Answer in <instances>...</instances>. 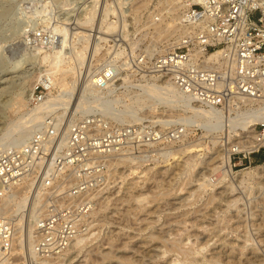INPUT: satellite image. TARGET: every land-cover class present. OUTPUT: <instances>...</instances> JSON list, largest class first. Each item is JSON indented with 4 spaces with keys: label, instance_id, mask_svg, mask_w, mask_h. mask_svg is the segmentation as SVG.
Masks as SVG:
<instances>
[{
    "label": "rangeland",
    "instance_id": "rangeland-1",
    "mask_svg": "<svg viewBox=\"0 0 264 264\" xmlns=\"http://www.w3.org/2000/svg\"><path fill=\"white\" fill-rule=\"evenodd\" d=\"M74 1L0 0V141L16 134V130L9 135L5 133L7 127L25 111V106L18 107L19 98L31 93L46 69L41 56L44 52H51L60 42V36H54L57 37L55 44L32 47L27 45L26 36L37 29L50 33L52 26L66 25L67 34L71 36L70 39L67 35L68 43L72 47L67 45L66 51H71L74 45H81L79 36H73L74 23L69 22L82 17L90 3L88 0ZM111 1L97 0L92 28L107 7V21H113L110 15H115V48L121 42L125 48L131 45L139 50L149 42L157 43L168 38L178 30H172L175 25L170 23L177 11L167 8L166 0H114V8L110 7ZM162 29L164 33L171 32L166 35ZM94 38L97 39L96 34ZM92 42L89 37L84 63L78 65L82 81L88 78L86 70L90 68L87 73L92 71L86 63ZM120 76H126L127 81H122ZM116 79V102L112 109H115L118 122L129 123L142 118L151 125L163 126L162 121L178 111L155 101L154 105L152 100L138 95L142 92L138 83L146 82V78L135 79L122 73ZM54 85L52 93L56 94L62 86L59 83ZM139 96L142 98L138 99ZM25 101L29 108L33 107L29 100ZM132 109L137 115L129 114ZM120 110L129 115L125 121L119 119ZM76 114L71 112L69 119ZM35 119L26 118L23 126L35 122ZM182 131L177 139L162 135L158 141L152 140L149 151L146 150V158L141 157L143 152L128 144L115 147V186L97 200V208L88 220L90 231L86 235L89 239L86 238L81 245H71L62 253V264H264V176L243 184L236 181L238 172L262 164L264 159L257 160L256 153L242 164L233 165L230 161L232 171L224 174L219 183H213L212 179L211 182L206 181L209 185L204 188L200 185L203 176H211L215 172L214 166L221 163L226 153L228 155L223 142L225 136L219 133V142L213 144L211 135H203L200 127H192L187 134H184V128ZM196 141L202 142L201 146L195 147L198 150L183 155L175 151L176 157L167 155L169 150H177L185 142ZM140 197L145 199L140 200ZM235 198L238 201L234 202ZM27 222L24 219L26 228ZM150 234L154 235L153 238ZM21 245L24 254L20 264H30L24 238ZM32 259H36L35 255ZM39 260L32 264H39Z\"/></svg>",
    "mask_w": 264,
    "mask_h": 264
},
{
    "label": "built area",
    "instance_id": "built-area-1",
    "mask_svg": "<svg viewBox=\"0 0 264 264\" xmlns=\"http://www.w3.org/2000/svg\"><path fill=\"white\" fill-rule=\"evenodd\" d=\"M168 6L178 12L179 29L160 42L139 50L119 42L116 49L122 48V57L115 61V31L107 40H98V52L86 60L92 67L85 74L87 99L115 98L116 77L123 73L135 79L167 78L196 104L223 114L259 111L264 106V0H173ZM93 34L89 29L94 42ZM26 38L32 47L57 42L42 28ZM44 71L30 93L32 106L55 89ZM114 110L79 112L66 123V117L57 122L47 114L41 122L29 123L27 137L0 149L1 203L17 192H25L27 201L39 197L42 202L41 212L32 220L36 259L28 256L30 264L62 254L90 231L88 220L99 196L115 186L117 145L128 144L146 158L152 140L162 135L180 138L185 126L166 119L163 126L142 118L121 123ZM223 142L233 165L244 163L264 151V118L254 125V136L242 131L223 137ZM18 234L14 216L0 206V264H20L24 252Z\"/></svg>",
    "mask_w": 264,
    "mask_h": 264
},
{
    "label": "bare ground",
    "instance_id": "bare-ground-1",
    "mask_svg": "<svg viewBox=\"0 0 264 264\" xmlns=\"http://www.w3.org/2000/svg\"><path fill=\"white\" fill-rule=\"evenodd\" d=\"M90 1L91 2L88 8L85 10L83 16L78 17V18L75 17L69 22V23H74L75 25L73 32L75 33V35L79 36V40H81L82 42L80 46H76L72 42V46L74 45L73 49L67 52L66 47L67 48L69 47L72 48V47H71V43H68L69 39H67V35L69 34L67 33H69V31L66 25L61 26V25L56 24L50 28L51 29L50 36L51 37L60 36V39H59L60 42L57 46L53 47L51 52H44L43 56H41V61L44 63V65H46V69L44 70H45L46 75L49 76L50 80H53L52 84L59 83L62 86L61 90L56 94H53L50 92L48 96L46 97V99L44 100V102L34 105L33 107H30V108L28 107L27 101H25V100H29L30 92L26 94V97L21 96V98H19L18 107L25 106L26 107L25 111L21 112L17 120L14 121L12 124H10L11 127L10 126L7 127V131L5 133L6 135H9L10 133H12V131L16 130L15 132L16 134L5 139L4 141H0V149L6 146L7 144H9L12 140H15L20 137H27L30 134V130L27 128L28 125L23 126V123L25 122L26 118L27 120H29L30 117L33 118V120L36 118L37 120L35 119L36 120L35 122H38V121L43 120L45 115L53 114L57 122L62 121L66 117L67 118L65 119V123H66L67 120L69 119V116L71 115V112L72 114L79 113V112L83 113V112H87L88 110L94 109L96 107L97 109L101 110L104 113L110 112L112 110V106L116 102V99L114 98L107 99V100H91V101H96L93 103L89 102L90 100L88 101L87 96H85V94L87 93L86 86L88 84V80H87L88 78L84 79V81H81V83L77 85L79 77H80L79 75L81 72V70L78 68V65L81 66L84 63L85 53L88 49V43H89V37H90L89 29L93 27V23H94L93 21H94L96 10H97L96 8L97 0H90ZM165 2L168 8L169 7L168 5L172 4L173 0H166ZM169 9L171 11H177L176 8L169 7ZM169 9H167V11H170ZM6 10L8 9H5V11ZM107 14H108V8L104 7L100 18L98 17L96 20L97 22H96V26L94 27L95 33L93 34V39L96 34L98 40L99 39L105 40L107 38L106 34L109 33L110 30L113 31L114 21H107L106 19ZM176 14L177 15H174V16L172 15L173 17H171V20H170V23L172 25H175L174 29L172 28V30L179 29V25L177 24L178 12H176ZM6 15H7V12H6ZM167 23L165 25H167ZM167 28H168V25H167ZM164 29H162L163 33H164L163 31ZM159 32H161V30ZM159 32L158 34H160ZM168 32H166L167 34L166 33L164 34L168 35ZM70 39H71V36H70ZM97 39H95V41L92 42L91 46L89 47V55L90 54L95 55L96 52L98 51L99 45H97V42H98ZM67 45H69V47ZM121 54H122V50L121 49L117 50L115 48V60H118ZM89 69L90 68H88L87 70ZM87 70H86V73H87ZM10 78L12 79V76H10ZM10 78L9 80H11ZM120 79H122V81L124 80V82L127 81L126 76H122V77L120 76ZM158 80H160L161 82H158ZM145 81L146 82L144 83L142 82L138 83L140 88L138 87L137 88L141 89L142 91V92L138 91L139 92L138 95H143L144 96L143 98L152 100L151 102L155 101L156 104L162 103V105H165L166 107H171L173 109L175 108L178 111L177 112L175 111V113H172V116L169 115L170 117L166 118V120L183 122L185 124V126L183 127L184 134L185 133L187 134V132H189L192 127H200L203 131V135H206V136L211 135V142L213 144H216V142H219L218 141V135H220L219 133H223L224 136L230 138V136L235 135V133L241 135L242 131H245L247 132V135L254 136V125L258 121H260L261 118H264V106H260L259 111H258V108L257 109L249 108L241 112H237L234 115L231 113L223 114L216 109L206 108L204 106H200L199 104H196L190 96L182 93L167 78L156 79V77H153L150 80L147 79ZM141 98L142 97L138 99H141ZM155 102H153L154 105H156ZM119 112H118L120 114V117L118 116L119 119L122 121H125L126 117L129 116L128 113H123L125 112L123 110H120ZM126 112L128 111L126 110ZM129 114H131L132 116L137 115L135 109L134 110L132 109V111H130ZM201 143L202 142L196 141V142H191V143L186 144L185 142V144H181L180 146H178L180 148H177V150H169L167 155L172 157V155L175 154V151L176 152L178 151L177 153H180L182 155L184 153L189 154L192 151L198 150V148H195V147L201 146ZM192 155L193 154H191L190 156ZM224 156L225 158L221 160V163L214 166L213 170L215 172L211 176L210 175L203 176L202 178L203 181L200 182V185H202L204 188L207 185H209L206 181L211 182V179H212L213 183H219L221 179H223L222 177L224 176V174L232 171V168H231L232 163L230 162L227 153ZM125 159L126 157H124V161ZM188 159L190 160L189 157ZM185 164H186V161H185ZM132 169L134 172V168ZM261 175L264 176V163L259 164L253 168L242 169L240 172L236 174V177H237L236 181H238L239 184H243V183H246L247 181L257 179L261 177ZM145 197H140L139 199L140 200L141 198L145 199ZM27 199L28 198L25 192H22V193L17 192L14 194V197L12 199H8L7 201H3L2 203L0 201V206L2 208H5L9 214L14 216V219L16 220L17 227H18L19 234L17 238H18L19 244H21L22 239L24 238V240L27 241V249H28L27 252L29 253V256L33 258L34 253L32 251V242H31L32 220L35 219L36 216L39 214L40 210H42L40 209V206L42 205H40L39 197L34 199L32 202L27 201ZM236 201H238L237 198L234 199V202ZM24 219L28 221L27 228L25 227L26 225L23 224ZM88 236L84 235V236L77 237V239L72 243V246L74 245L78 246L80 243L86 240V238L89 239ZM152 236L154 235H151V237ZM64 253L65 251L63 252V254ZM63 254L57 255L53 257L52 259L39 260V264H62V260L60 256L62 257ZM127 258L125 260H127Z\"/></svg>",
    "mask_w": 264,
    "mask_h": 264
},
{
    "label": "trees",
    "instance_id": "trees-1",
    "mask_svg": "<svg viewBox=\"0 0 264 264\" xmlns=\"http://www.w3.org/2000/svg\"><path fill=\"white\" fill-rule=\"evenodd\" d=\"M256 159H257V160H262V159H264V152H260V153L256 154Z\"/></svg>",
    "mask_w": 264,
    "mask_h": 264
}]
</instances>
